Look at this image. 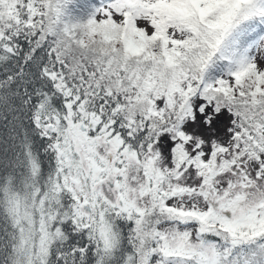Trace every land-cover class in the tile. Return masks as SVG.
<instances>
[{
  "label": "snow or ice",
  "instance_id": "snow-or-ice-1",
  "mask_svg": "<svg viewBox=\"0 0 264 264\" xmlns=\"http://www.w3.org/2000/svg\"><path fill=\"white\" fill-rule=\"evenodd\" d=\"M0 264H264V0H0Z\"/></svg>",
  "mask_w": 264,
  "mask_h": 264
}]
</instances>
